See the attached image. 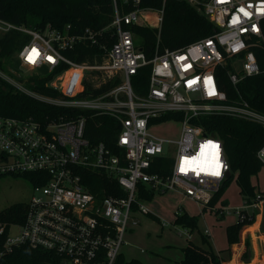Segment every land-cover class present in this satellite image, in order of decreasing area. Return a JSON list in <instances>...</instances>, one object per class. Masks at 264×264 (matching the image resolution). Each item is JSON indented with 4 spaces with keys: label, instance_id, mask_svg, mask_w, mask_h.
<instances>
[{
    "label": "built area",
    "instance_id": "obj_1",
    "mask_svg": "<svg viewBox=\"0 0 264 264\" xmlns=\"http://www.w3.org/2000/svg\"><path fill=\"white\" fill-rule=\"evenodd\" d=\"M187 1L215 24V32L175 50L161 51L158 45L150 58L133 27L160 29L166 0L158 9L142 6V0H113L110 25L78 33L70 32V25L63 31L51 25L33 29L0 17V36L11 30L30 35L17 52L23 64L32 70L47 67L49 72L66 65L46 84L57 95L42 93L28 84L30 78L2 68L0 80L37 101L71 109L45 122L0 114V176L36 174L25 221L0 219V237L6 236L1 254L29 245L56 253L66 264H114L128 230L138 225L135 212L152 213L138 198L141 185L158 193L178 191L202 212L210 208L225 215L224 208L209 205L231 170L223 142L193 120L225 115L264 129V112L239 91L229 99L218 77L219 70L228 67L230 82L238 89L245 78L264 74V0ZM80 44L100 48L103 60L78 62L66 54ZM144 66L151 67L148 87L138 94L132 78ZM70 71L81 74L71 82L73 93L55 82ZM108 82L114 85L94 94ZM87 112L113 117L118 130L113 146L93 143L86 136ZM168 114L182 124L176 139L149 131L151 122ZM257 156L264 165V144ZM165 157L171 160L167 172H152ZM87 171L117 181L126 195L97 197L83 182ZM257 198L236 208L239 220L247 218V209L256 208L263 197Z\"/></svg>",
    "mask_w": 264,
    "mask_h": 264
},
{
    "label": "trees",
    "instance_id": "obj_2",
    "mask_svg": "<svg viewBox=\"0 0 264 264\" xmlns=\"http://www.w3.org/2000/svg\"><path fill=\"white\" fill-rule=\"evenodd\" d=\"M163 2L164 0H142L141 5L158 9L163 6ZM113 13V0H0L1 18L33 29H44L47 25H51L52 28L60 31L70 25V32L72 33H78L87 28L101 29L111 24ZM133 29L139 37L138 41L142 48L150 58L154 55L158 45L161 51L166 49L175 50L212 35L216 26L203 12L187 0H166L164 18L160 29L141 25H136ZM108 34L109 40L112 42L113 38L110 37V33ZM29 39V34L17 30L2 34L0 36V68L14 74L7 69V66L12 64L13 55ZM66 54L78 62L94 63L96 60L98 62L103 60L101 49L95 45L80 44L74 50L67 51ZM65 68L66 65H62L42 76L31 77L28 84L42 93L57 95L59 92L46 84L52 80L56 73ZM150 73L151 67L144 66L133 76L132 84L136 93L144 94L147 91ZM71 75L73 76L72 80L67 82L66 78ZM80 77L81 74L70 71L58 76L55 82L59 83L64 91L73 93L74 87L71 82ZM218 77L220 85L228 94L229 99L237 97L239 91L255 108L264 112V74L245 78L238 84V89L230 82L228 67L221 68ZM113 85L114 83L108 82L103 84L102 87L94 89L93 92L97 95L102 94ZM69 112H71V109L42 103L27 95L15 92L8 83L0 80L1 115L20 118L33 116L35 119L45 122L48 119L52 120L66 116ZM86 114L88 117L86 136L90 141L93 143L105 142L108 146H113L118 132L113 117L96 115L92 112ZM172 116L168 114L164 116V119ZM193 122L202 125L207 134H213L222 140L231 167L229 175L214 194L209 205L214 207L219 192L233 178H236L245 204H252L257 201L252 177L258 174L263 166L257 152L264 144V129L255 123L225 115L202 116L195 118ZM170 162L171 160L168 157L160 158L156 162V167L154 166L151 171L166 173ZM35 175V173H30L16 176H23L32 184H35ZM83 182L99 198L109 194L115 196L126 195V192L117 181L111 180L98 172H85ZM154 195L153 190L147 189L143 185L140 186L139 199L152 200ZM224 203L227 204V200ZM27 210L28 202L17 203L2 210L0 219L9 223H23ZM214 211L220 214L219 210ZM197 218L195 215L180 211L177 212L174 223L189 228L192 232L198 227ZM254 219V213L248 214L244 220H238L236 223L227 226V238L230 246L240 242L241 230L245 225L252 224ZM5 237V235L0 237V264H62L63 262V259L52 251L34 248L29 245H21L11 252L1 254ZM203 243L208 244V246L190 241L183 249L184 255L179 264H222L224 258L215 250L207 234L203 235ZM247 245H249L248 241ZM114 264L148 263L138 258L128 260L123 253H120Z\"/></svg>",
    "mask_w": 264,
    "mask_h": 264
},
{
    "label": "rangeland",
    "instance_id": "obj_3",
    "mask_svg": "<svg viewBox=\"0 0 264 264\" xmlns=\"http://www.w3.org/2000/svg\"><path fill=\"white\" fill-rule=\"evenodd\" d=\"M12 64H9L7 69L15 76H21L25 80L49 73L47 67L32 70L22 63L17 53L13 55ZM181 126L182 124L178 119L169 117L151 122L149 131L164 138L176 139L180 135ZM164 151L167 152V146L164 147ZM252 182L255 185L256 194L264 198V165L258 174L252 177ZM33 194L34 186L27 178L16 175L0 176V212L14 204L28 202ZM225 200H227V204L224 203ZM146 201V206L159 218L153 215H142L136 231L126 235V244H128L126 246L135 251L137 248H143L146 251L144 255H147L148 259L154 258L158 264H177L182 257L180 248L185 242L191 241L208 246V244L203 243V235L207 225L216 231L218 235L217 244L221 247H228L230 244L226 227L228 224L239 220L235 208L245 206L236 178H233L219 192L217 202L214 205L216 208H224L227 211L225 216L212 211L210 208L202 213L196 203L173 191L157 193L152 200ZM180 211H188L191 215L198 217V227L194 231L191 232L189 228L174 223L177 212ZM185 230L191 234V238L188 239V234H183Z\"/></svg>",
    "mask_w": 264,
    "mask_h": 264
},
{
    "label": "crops",
    "instance_id": "obj_4",
    "mask_svg": "<svg viewBox=\"0 0 264 264\" xmlns=\"http://www.w3.org/2000/svg\"><path fill=\"white\" fill-rule=\"evenodd\" d=\"M145 187L148 189L147 186H145ZM171 191L177 192L178 194L184 196L185 199L189 198V197L183 195L182 193H180L178 191L170 190V192ZM157 193L158 192L154 191V194H155L154 196H156ZM189 199H190V201L196 203L191 198H189ZM142 201L145 202L146 200L142 199ZM236 208H238V207H236ZM199 211L202 212L201 209H199ZM247 212L249 214H252V213L255 214L254 222L252 224H248V225H245L243 227V229L241 230V233H240V238H241L240 242L235 243L231 246L229 245L228 247H223V246L221 247L219 244H217L218 235H217L216 231H213V229H211L208 225L205 229V234H206L207 229L210 230L208 237H210V239L212 237L211 241L215 247V250L217 252H219L220 256H222L224 258V260L222 261V264H264V198H262L259 201L258 206L256 208L249 207L247 209ZM187 213H189V212L187 211ZM151 214L156 216L157 218H159L156 214H154V213H151ZM151 214H149V215H151ZM142 215H144V214H142L138 211H136L134 214V217L138 220V225H139V221L141 220ZM223 216H225V215H223ZM236 216L238 217L237 214H236ZM138 225L130 228L128 230L127 234L129 233V235H130V233L136 231V228L138 227ZM163 225H164V223H163ZM228 225H230V224H228ZM226 229H227V227H226ZM179 233L181 234V232H179ZM183 234H185V233H183ZM188 236H189L188 239L191 238V234ZM247 241L249 242V245H247ZM126 242L122 248V253L126 259L130 260L132 258H138V259H140L143 262L148 263V264H158V261H156L154 258L148 259L147 255H144L146 253V251L143 248H137L136 251L132 250L126 246V245H128V244H126ZM187 245H188V242H185L180 248L182 250L181 251V253H182L181 259L183 258V255H184L183 249ZM159 262H161V261H159ZM179 262L180 261H178L177 264H179Z\"/></svg>",
    "mask_w": 264,
    "mask_h": 264
},
{
    "label": "snow or ice",
    "instance_id": "obj_5",
    "mask_svg": "<svg viewBox=\"0 0 264 264\" xmlns=\"http://www.w3.org/2000/svg\"><path fill=\"white\" fill-rule=\"evenodd\" d=\"M242 11H243V10H242ZM245 14L247 15V13H245ZM33 51L35 52V50H33ZM29 59H30V60H32V59H33V57H32V56H30V57H29ZM213 147H217V146L213 145ZM182 170H183V169H182ZM215 174H216V175H219V172L217 171Z\"/></svg>",
    "mask_w": 264,
    "mask_h": 264
},
{
    "label": "water",
    "instance_id": "obj_6",
    "mask_svg": "<svg viewBox=\"0 0 264 264\" xmlns=\"http://www.w3.org/2000/svg\"><path fill=\"white\" fill-rule=\"evenodd\" d=\"M62 264H66V262H65V261H63V262H62Z\"/></svg>",
    "mask_w": 264,
    "mask_h": 264
}]
</instances>
